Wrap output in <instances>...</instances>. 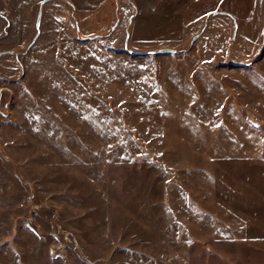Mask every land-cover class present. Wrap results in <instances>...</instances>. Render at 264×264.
Wrapping results in <instances>:
<instances>
[{
  "label": "rangeland",
  "instance_id": "obj_1",
  "mask_svg": "<svg viewBox=\"0 0 264 264\" xmlns=\"http://www.w3.org/2000/svg\"><path fill=\"white\" fill-rule=\"evenodd\" d=\"M253 1L0 0V264L224 261L200 232L262 207Z\"/></svg>",
  "mask_w": 264,
  "mask_h": 264
},
{
  "label": "crops",
  "instance_id": "obj_2",
  "mask_svg": "<svg viewBox=\"0 0 264 264\" xmlns=\"http://www.w3.org/2000/svg\"><path fill=\"white\" fill-rule=\"evenodd\" d=\"M243 1L245 0H187L183 8L182 26L194 24L196 20L204 19L209 15L225 14L222 8L229 9V4H233L232 7L238 9ZM255 1L247 7L248 10H262L261 28L263 29L264 0H260L259 3ZM164 3L165 1H162L161 4ZM186 14L189 19L187 24L183 19ZM244 37L248 43L253 42L249 36L245 35ZM262 172H264V167ZM262 187L261 208L251 209L252 207L247 203L248 209L224 211L222 225L210 224L205 232H200L208 235L205 238L207 243L217 246L218 254L224 260L218 261V264H230V261L232 264H264V185ZM258 188L255 186L256 192H258Z\"/></svg>",
  "mask_w": 264,
  "mask_h": 264
},
{
  "label": "water",
  "instance_id": "obj_3",
  "mask_svg": "<svg viewBox=\"0 0 264 264\" xmlns=\"http://www.w3.org/2000/svg\"><path fill=\"white\" fill-rule=\"evenodd\" d=\"M44 3V1L42 2V4ZM41 4V5H42ZM39 24H40V15H39V18H38V23H37V25L39 26ZM157 52H159V53H164V52H171V50H160V51H157Z\"/></svg>",
  "mask_w": 264,
  "mask_h": 264
}]
</instances>
